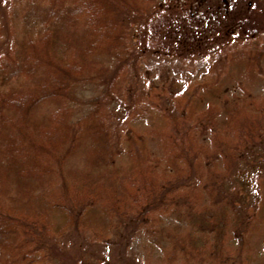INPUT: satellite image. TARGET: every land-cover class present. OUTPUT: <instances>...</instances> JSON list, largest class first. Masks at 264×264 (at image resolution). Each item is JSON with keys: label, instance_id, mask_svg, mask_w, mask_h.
I'll return each mask as SVG.
<instances>
[{"label": "trees", "instance_id": "obj_1", "mask_svg": "<svg viewBox=\"0 0 264 264\" xmlns=\"http://www.w3.org/2000/svg\"><path fill=\"white\" fill-rule=\"evenodd\" d=\"M148 2L10 1V21L18 7L39 24L30 35L11 25L0 53V264H54L42 237L74 230L105 242L122 223L142 264H264L256 247L264 170L252 203L235 201L226 185L232 165L264 137V94L246 85L264 80V39L221 46L176 91L167 77L141 86L112 78L97 94L72 89L96 52L115 53L121 66L129 60L117 13ZM109 98L124 109L118 132ZM145 117L148 126L132 125Z\"/></svg>", "mask_w": 264, "mask_h": 264}, {"label": "rangeland", "instance_id": "obj_2", "mask_svg": "<svg viewBox=\"0 0 264 264\" xmlns=\"http://www.w3.org/2000/svg\"><path fill=\"white\" fill-rule=\"evenodd\" d=\"M10 1L0 0V53L8 47L11 25L30 35L39 24L34 21L38 17L32 16L27 19L28 27L18 7L16 12L21 13L10 21L14 13ZM117 17L128 31L129 60L121 66L115 53L96 52L73 82V91L88 88L97 94L112 78L141 86L150 80L161 82L163 77L176 91L187 76L204 71L221 46L246 42L251 37H257L259 44L264 39V0H149L139 12L121 8ZM137 56L140 59L136 68L133 60ZM261 65L264 69V61ZM258 79L253 77L254 82L248 80L246 85L256 94H264V80ZM79 98L76 95L72 100L77 112L84 106L77 101ZM104 108L111 130H122L123 106L109 98ZM149 123L147 117L132 121L139 128ZM263 170L264 137L250 144L232 165L226 184L230 196L240 203L254 202L258 192L256 174ZM136 241L131 227L122 223L105 242L90 240L84 232L72 230L60 237L44 236L40 244L54 264H142ZM256 247L258 253H263L264 233L258 237Z\"/></svg>", "mask_w": 264, "mask_h": 264}]
</instances>
